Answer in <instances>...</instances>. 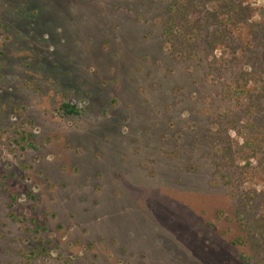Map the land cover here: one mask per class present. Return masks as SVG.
I'll use <instances>...</instances> for the list:
<instances>
[{"label":"rangeland","instance_id":"rangeland-1","mask_svg":"<svg viewBox=\"0 0 264 264\" xmlns=\"http://www.w3.org/2000/svg\"><path fill=\"white\" fill-rule=\"evenodd\" d=\"M173 1L0 0V264H244L264 0H184L187 58L162 37Z\"/></svg>","mask_w":264,"mask_h":264},{"label":"trees","instance_id":"trees-1","mask_svg":"<svg viewBox=\"0 0 264 264\" xmlns=\"http://www.w3.org/2000/svg\"><path fill=\"white\" fill-rule=\"evenodd\" d=\"M193 5L186 3L184 0H175L169 5L165 10V17L162 23V37L164 39V44L167 46L168 51L172 58H187L189 56V48L191 41L193 39L192 30L190 29L189 15L193 12ZM229 12L236 15V10L233 6H228ZM233 18L230 17L226 20L224 27L233 29L236 28V23ZM60 110L63 112L65 117H78L81 114V110L77 109L75 106L70 104L62 105ZM223 160V159H222ZM221 164V163H220ZM227 174L228 179H231L229 172L236 175L235 178L237 183H239L245 176L246 172L242 169H238L233 163H227ZM7 197L10 201V210L15 205V197L6 191ZM264 196V195H263ZM249 206H252V202H248ZM248 212H252V207H248ZM246 209V210H247ZM238 216L241 213L238 212ZM241 218L244 222V231H246V237L240 244L243 246L245 244L249 247V255L243 257L244 264H264V218L250 217V219L245 220Z\"/></svg>","mask_w":264,"mask_h":264}]
</instances>
